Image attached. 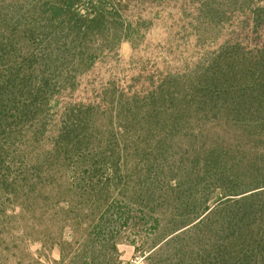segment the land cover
Returning <instances> with one entry per match:
<instances>
[{
  "label": "trees",
  "instance_id": "obj_1",
  "mask_svg": "<svg viewBox=\"0 0 264 264\" xmlns=\"http://www.w3.org/2000/svg\"><path fill=\"white\" fill-rule=\"evenodd\" d=\"M129 6L0 0V229L12 205L47 233L83 230L54 243L72 264H116L123 242L144 264H264V42L57 108L133 39Z\"/></svg>",
  "mask_w": 264,
  "mask_h": 264
},
{
  "label": "rangeland",
  "instance_id": "obj_2",
  "mask_svg": "<svg viewBox=\"0 0 264 264\" xmlns=\"http://www.w3.org/2000/svg\"><path fill=\"white\" fill-rule=\"evenodd\" d=\"M263 6L264 0H130L127 17L135 29L133 39L98 61L74 91L59 98L57 108L74 102H102L105 92L113 89H151L168 74H184L206 64L228 42H264V24L253 14ZM8 206L2 220L5 227L0 229V264H72L71 255L64 258L54 243L61 237L81 243L83 230L47 233L44 226L34 227L31 216ZM45 220L48 224L49 219ZM25 222L35 230H22ZM72 248L71 254L81 247ZM118 249L116 264H144L132 245L123 242Z\"/></svg>",
  "mask_w": 264,
  "mask_h": 264
}]
</instances>
